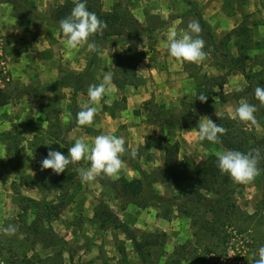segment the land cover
Instances as JSON below:
<instances>
[{
    "label": "rangeland",
    "instance_id": "1",
    "mask_svg": "<svg viewBox=\"0 0 264 264\" xmlns=\"http://www.w3.org/2000/svg\"><path fill=\"white\" fill-rule=\"evenodd\" d=\"M65 1L0 0V264H142L118 225L130 227L139 241L164 235L165 260L187 248L208 264H253L264 246V219L256 216L264 202V177L237 185L229 197L235 214L212 224L207 201L192 208L195 183L174 182L165 161L167 144H178L179 159L187 156L198 167L227 151L223 137L219 144L198 140L192 130L198 131L201 117L226 133L242 130L263 149L264 108L254 90L264 88V0H91L104 12L117 7L139 25L130 42L128 34L100 44L92 37L99 54L87 45L65 48L54 19ZM192 20L202 28L207 58L181 66L168 58L167 35L172 28L182 33ZM133 50L142 55L137 65L128 60ZM133 69L136 78L130 77ZM106 72L113 73V83L127 78L134 85L114 83L113 96L95 105L93 125L77 128L88 86L100 83ZM241 100L257 106L258 125L231 119ZM109 133L125 139L120 179L82 183L72 165L59 175L41 171L50 149L67 156L77 138L91 143ZM258 167L264 171V157ZM133 178L144 188L136 200L117 187ZM228 199H221L224 206L232 204ZM9 224L18 225L15 235L3 233Z\"/></svg>",
    "mask_w": 264,
    "mask_h": 264
},
{
    "label": "clouds",
    "instance_id": "2",
    "mask_svg": "<svg viewBox=\"0 0 264 264\" xmlns=\"http://www.w3.org/2000/svg\"><path fill=\"white\" fill-rule=\"evenodd\" d=\"M59 28L64 38V46L67 50H79L87 45L89 51L100 53V46L90 38L99 35L103 36L107 24L98 18L94 12H90L84 2H76L70 14L59 21ZM264 30V29H262ZM202 28L198 20L188 23L187 29L178 34L175 28L169 30L167 35V54L170 60L178 65L197 64L199 65L207 58L204 51L206 41L200 36ZM146 51V50H145ZM116 92L113 83V73L103 74L100 83L90 84L87 89V100L82 104L81 110L76 113L75 121L77 128L91 127L98 105L105 96L111 98ZM254 98L259 102V107L264 108V88L256 87ZM200 102H207V95H200L197 98ZM110 103L111 99L105 101ZM257 106L250 104L247 100H241L239 105L231 113V119L247 127L258 125L255 117ZM198 140H207L210 143H221V137L226 129L214 123L209 117H201L198 123ZM125 139L114 134L97 135L91 143L86 142L81 136L75 140L72 147L68 149V155L50 149L47 156L41 161V171L51 169L59 175L68 169L69 165L76 168L82 183L94 182L97 178L116 181L120 179V172L124 165L121 157L126 153ZM138 152L133 149L130 152L132 159H135ZM258 148L241 152L239 150H227L217 153V168L222 175H227L236 185H248L260 174L258 164L261 159ZM81 162L88 163V167L81 166ZM18 225L9 224L2 231L7 236L15 235L18 232ZM258 258L253 264H264V246L258 250Z\"/></svg>",
    "mask_w": 264,
    "mask_h": 264
},
{
    "label": "trees",
    "instance_id": "3",
    "mask_svg": "<svg viewBox=\"0 0 264 264\" xmlns=\"http://www.w3.org/2000/svg\"><path fill=\"white\" fill-rule=\"evenodd\" d=\"M76 2H84V0H66L64 4L56 10L54 19L58 25L60 20L64 19L70 14ZM86 7L90 12H94L99 19L107 24V28L104 30L103 36H95V40L98 44L108 41L107 38H109L111 35H117L122 38L124 35L128 34L125 40L130 42L134 35L139 34L138 23H136L126 14L121 15L117 10V7H115L112 12H104L100 8H96L92 4L91 0H86ZM201 23L204 25L202 19ZM131 27L133 28L134 32H131ZM129 52L127 53L128 60L134 65H137V63L141 61L142 55L138 52V50ZM231 59L234 61L233 58ZM125 70L130 72V70L127 68ZM133 71L134 72H132L133 74L130 77L136 78V72L134 69ZM126 79L127 78H123V80L114 79V83L118 87H124L127 84L134 85V81H128ZM5 104V101L1 102L2 106ZM239 131L240 134L237 135L235 132H228L222 136V142L227 150H239L246 153L250 149L258 148V146L254 147V145L251 144V136L242 130ZM261 147L264 149V144L260 145V148ZM263 149L260 150L261 157H264ZM179 153L180 149L178 144L166 145L165 170L169 173L170 177H173L174 182L189 181L195 183L197 188L189 196L193 210H195L194 205L204 204V202L207 201L211 207L209 211L212 215V224H218L225 217L234 215L235 212L232 210V205L234 208H236V205L234 202L230 201L231 198L229 197L232 192L235 191V187H237V185L234 184L226 174L222 175L220 173L219 169L217 168V157L208 160L201 167H198L187 156H184L183 160H180ZM3 161L4 160H0V162ZM256 177H264V171H261ZM62 179L64 178L62 177ZM60 181L62 180L59 179L58 182ZM117 187L119 192L124 197L131 198L132 200H136L144 190L143 182L139 178L122 179L118 182ZM204 192L213 193L214 195L220 197H217L216 200H210L206 197ZM25 199L27 202L31 203L32 206L39 208V204L36 205V201L28 198ZM221 199H228V201H230L232 204H226L224 206V203ZM202 200L204 202H202ZM258 212L260 213L256 216L261 215V217L264 219V202L262 203ZM110 214L111 213L107 210L106 214L104 215L106 218H110ZM222 217L224 218L218 220ZM251 219L253 218L251 217ZM114 225L116 224L114 223ZM118 229H120L127 236H130V239L133 241L134 248L140 257L142 264H182L183 262L187 264H208L205 262L204 255L200 254L199 257L193 258V255L196 254V251L191 252V250L187 248H183L180 253H178V255L173 253L170 257V260H165L163 256L165 246L164 235L162 236L158 233L149 234L145 237H142V241H139L137 236H135L134 232L127 225H118ZM213 232L217 233L218 231L214 230ZM158 248L159 250L156 251ZM185 253L188 254V256L184 255ZM210 253L213 254L212 251L207 252V254Z\"/></svg>",
    "mask_w": 264,
    "mask_h": 264
}]
</instances>
